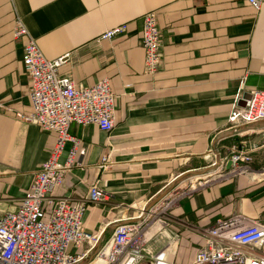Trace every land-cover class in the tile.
I'll list each match as a JSON object with an SVG mask.
<instances>
[{
  "label": "crops",
  "instance_id": "crops-1",
  "mask_svg": "<svg viewBox=\"0 0 264 264\" xmlns=\"http://www.w3.org/2000/svg\"><path fill=\"white\" fill-rule=\"evenodd\" d=\"M153 11L163 62L149 75L141 36L143 17ZM15 20L46 58L66 56L62 75L86 87L108 80L116 96L112 133L71 125L84 155L55 191L84 201L90 186L105 190L107 200L89 205L84 216L86 230L103 241L117 222L162 198L183 176L211 169L218 152L227 154L221 145L240 141H219L228 134L231 111L248 91H264V5L257 11L245 0H0L2 209L20 206L56 145L54 133L16 117L31 112V83L23 64L27 39L14 38ZM125 24L122 35L102 39ZM245 131V145L257 148L251 169L180 197L170 213L180 225L174 227L180 252L192 249V260L202 233L218 220L241 214L264 222V122ZM105 155L110 160L103 168Z\"/></svg>",
  "mask_w": 264,
  "mask_h": 264
},
{
  "label": "built area",
  "instance_id": "built-area-1",
  "mask_svg": "<svg viewBox=\"0 0 264 264\" xmlns=\"http://www.w3.org/2000/svg\"><path fill=\"white\" fill-rule=\"evenodd\" d=\"M245 2L257 11L264 5V0ZM127 29V24L117 26L106 31L102 39L110 40ZM13 36L16 40L27 39L23 64L31 83V112L18 113L16 117L44 132L54 133L56 145L35 174L20 206L0 207V264H174L171 245L156 251L149 245L145 230L150 219L144 212L146 206L128 221L117 222L110 238L103 241L84 225L88 206L107 200L99 184L89 187L84 201L55 196L66 174L81 165L79 157L84 155V150H80L82 141L69 133L71 125L97 126L104 133H112L116 125V96L108 80L86 87L71 76L62 75L59 70L66 56L55 60L46 58L20 20L15 22ZM141 47L145 53V73L156 74L163 62L162 34L156 11L143 17ZM247 94L250 98L245 100V106H235L231 111L224 130L228 134L219 138V141L235 138L240 141L221 145L227 154L218 152L216 160L211 162V169L224 168L227 179L251 169L257 148L245 145V130L264 122V91L250 90ZM68 143L72 147L66 151ZM65 152L67 157L62 162ZM210 152L216 154V150ZM109 160V155L103 156L101 166L106 168ZM229 161L232 166L226 170ZM202 235L204 241L191 264H264L263 221L236 214L218 220ZM172 239L176 242L178 235H173Z\"/></svg>",
  "mask_w": 264,
  "mask_h": 264
},
{
  "label": "rangeland",
  "instance_id": "rangeland-1",
  "mask_svg": "<svg viewBox=\"0 0 264 264\" xmlns=\"http://www.w3.org/2000/svg\"><path fill=\"white\" fill-rule=\"evenodd\" d=\"M16 22V20H15ZM218 168L207 169L201 171L196 175H201V178L192 181V177L196 175L183 176L170 190L164 193V196L151 204L146 206L144 212L147 218L150 219V224L146 228L147 237L149 238L150 247L159 250L163 246H170L171 252L174 253V264H190L192 260L193 250H182L180 252V235L175 231L174 227H180L178 220L170 215L171 211L175 208L177 201L180 197L186 196L200 188L207 187L211 184L220 183L226 180L224 168L221 172L214 173ZM212 173V174H209ZM200 184H202L200 186ZM155 228L156 233L149 236L151 229ZM178 235L176 242H173L172 236Z\"/></svg>",
  "mask_w": 264,
  "mask_h": 264
},
{
  "label": "water",
  "instance_id": "water-1",
  "mask_svg": "<svg viewBox=\"0 0 264 264\" xmlns=\"http://www.w3.org/2000/svg\"><path fill=\"white\" fill-rule=\"evenodd\" d=\"M249 98H250V95L249 94H245L243 96L242 100H241L240 106H245V100H247ZM231 166H232V162L229 161L228 164H227V166H226V170H230Z\"/></svg>",
  "mask_w": 264,
  "mask_h": 264
},
{
  "label": "bare ground",
  "instance_id": "bare-ground-1",
  "mask_svg": "<svg viewBox=\"0 0 264 264\" xmlns=\"http://www.w3.org/2000/svg\"><path fill=\"white\" fill-rule=\"evenodd\" d=\"M217 172H221V168H219V169H217L216 171H214L215 174H216ZM151 228H153V227H151ZM156 232H157V230H156L155 228L151 229V231H150V233H149V236L152 235V233L154 234V233H156Z\"/></svg>",
  "mask_w": 264,
  "mask_h": 264
}]
</instances>
